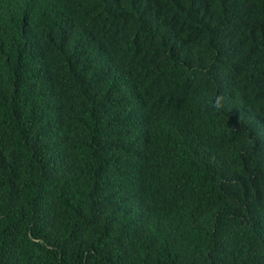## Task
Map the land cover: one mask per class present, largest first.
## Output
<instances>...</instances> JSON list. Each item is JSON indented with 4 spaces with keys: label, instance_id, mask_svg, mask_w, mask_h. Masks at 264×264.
Returning <instances> with one entry per match:
<instances>
[{
    "label": "trees",
    "instance_id": "1",
    "mask_svg": "<svg viewBox=\"0 0 264 264\" xmlns=\"http://www.w3.org/2000/svg\"><path fill=\"white\" fill-rule=\"evenodd\" d=\"M0 264H264V0H0Z\"/></svg>",
    "mask_w": 264,
    "mask_h": 264
},
{
    "label": "clouds",
    "instance_id": "2",
    "mask_svg": "<svg viewBox=\"0 0 264 264\" xmlns=\"http://www.w3.org/2000/svg\"><path fill=\"white\" fill-rule=\"evenodd\" d=\"M208 107L214 111H222L225 108V98L222 95H215L208 97Z\"/></svg>",
    "mask_w": 264,
    "mask_h": 264
}]
</instances>
